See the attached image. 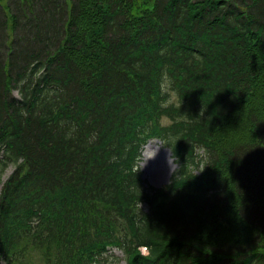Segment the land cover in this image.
Wrapping results in <instances>:
<instances>
[{
	"label": "trees",
	"instance_id": "1",
	"mask_svg": "<svg viewBox=\"0 0 264 264\" xmlns=\"http://www.w3.org/2000/svg\"><path fill=\"white\" fill-rule=\"evenodd\" d=\"M10 168L0 264H264V0H0Z\"/></svg>",
	"mask_w": 264,
	"mask_h": 264
},
{
	"label": "rangeland",
	"instance_id": "2",
	"mask_svg": "<svg viewBox=\"0 0 264 264\" xmlns=\"http://www.w3.org/2000/svg\"><path fill=\"white\" fill-rule=\"evenodd\" d=\"M12 7H14V3H12ZM14 92L18 95L16 90ZM145 153H148L147 156H145ZM139 166L147 184L159 188L170 181L172 175L178 169L179 164L176 162L171 149L165 146L160 140H153L147 143L143 148ZM11 171L12 169L10 168L0 176V192ZM196 172H198V170H196ZM110 253L112 255L109 254L108 261L104 264H126L124 253L120 249L114 248Z\"/></svg>",
	"mask_w": 264,
	"mask_h": 264
},
{
	"label": "bare ground",
	"instance_id": "3",
	"mask_svg": "<svg viewBox=\"0 0 264 264\" xmlns=\"http://www.w3.org/2000/svg\"><path fill=\"white\" fill-rule=\"evenodd\" d=\"M148 153H145V156H147ZM169 172V171H168Z\"/></svg>",
	"mask_w": 264,
	"mask_h": 264
}]
</instances>
